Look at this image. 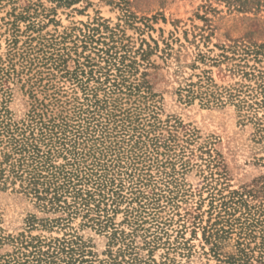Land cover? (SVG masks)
Here are the masks:
<instances>
[{
    "label": "trees",
    "instance_id": "obj_1",
    "mask_svg": "<svg viewBox=\"0 0 264 264\" xmlns=\"http://www.w3.org/2000/svg\"><path fill=\"white\" fill-rule=\"evenodd\" d=\"M35 14L29 6L11 13L0 57V183H19L15 192L35 200L44 216L27 218L18 234L0 227V264H264V171L234 186L210 141L176 114L162 118L165 108L134 59H145L148 48L133 51L100 22L34 35ZM258 51L224 47V59L239 60L231 69L241 79L220 88L205 75L180 91L179 102L233 104L264 142V74L246 69ZM193 170L195 187L187 180ZM37 226L65 231L32 236ZM88 228L105 238L104 249Z\"/></svg>",
    "mask_w": 264,
    "mask_h": 264
},
{
    "label": "rangeland",
    "instance_id": "obj_2",
    "mask_svg": "<svg viewBox=\"0 0 264 264\" xmlns=\"http://www.w3.org/2000/svg\"><path fill=\"white\" fill-rule=\"evenodd\" d=\"M25 6H29L30 12L36 10L34 16L38 14L39 29L34 35L51 37L72 29L78 33L79 29L100 22L115 28L133 51L141 44L148 48L145 59L140 54L134 59L141 64L140 73L147 71L146 79L155 98L165 108L162 118L166 119L167 112L176 114L185 124L197 129L202 140L210 141L211 151L224 160L234 186L249 182L264 171L258 164L264 163V142L255 139L253 126L241 120L233 104L203 106L199 99L190 104L179 102L180 91L205 75L220 88L232 86L241 79L242 74L231 69L239 60L233 62L221 56L224 47L236 42L259 50L257 59L254 55L248 57L246 69L256 68L257 74L260 69L264 74V0H79L70 5L59 0H0V57L5 58L7 52L11 13H18ZM27 23L22 20L19 24L24 30ZM245 81L256 85L255 79ZM199 179L196 170L187 174L188 183L193 187ZM18 184H8L3 189L0 183V227L6 233L25 231L27 218L44 216L35 200L15 192ZM114 219L122 223L123 211ZM81 222L82 217L78 216L71 226L79 229ZM121 226L128 229L126 223ZM64 231L58 227L37 226L30 233L51 238L63 236ZM85 233L93 237L96 248L104 249L103 236L89 228ZM195 243L199 245L198 241ZM4 250L0 247V252ZM162 251L156 250L157 259Z\"/></svg>",
    "mask_w": 264,
    "mask_h": 264
}]
</instances>
